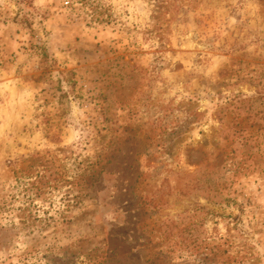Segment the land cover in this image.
I'll return each instance as SVG.
<instances>
[{"label": "rangeland", "instance_id": "374dc122", "mask_svg": "<svg viewBox=\"0 0 264 264\" xmlns=\"http://www.w3.org/2000/svg\"><path fill=\"white\" fill-rule=\"evenodd\" d=\"M0 264H264V0H0Z\"/></svg>", "mask_w": 264, "mask_h": 264}]
</instances>
